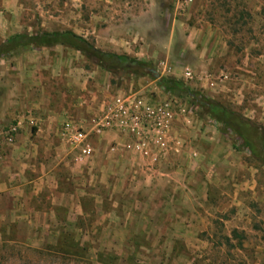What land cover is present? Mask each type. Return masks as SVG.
Returning a JSON list of instances; mask_svg holds the SVG:
<instances>
[{"label":"rangeland","instance_id":"rangeland-1","mask_svg":"<svg viewBox=\"0 0 264 264\" xmlns=\"http://www.w3.org/2000/svg\"><path fill=\"white\" fill-rule=\"evenodd\" d=\"M21 3L27 10L20 16ZM44 3L41 11L37 0H0V43L18 33L72 31L104 53L146 62L158 79L122 71L111 75L76 51L54 47L73 67L65 77L78 82L87 78L81 93L96 94L94 106L134 94L167 107L171 119L166 147L153 145L151 158L128 150L130 139L123 135L128 140L121 152L126 178L116 185L121 194L111 193L114 178L89 183L101 203L98 222L92 203L85 201L88 218L66 230L43 224L19 230L0 226V264H264V167L242 140L222 130L200 107V101L210 100L264 131V0ZM21 56L0 60L3 144L19 118H33L19 106ZM160 78L182 82L191 96L163 92L157 85ZM60 88L61 81H54L58 96ZM63 101L62 106L68 97ZM71 115L80 123L81 116ZM67 146L70 155L79 154ZM116 149L111 145L106 154ZM165 158L168 167L180 169L178 174L154 178ZM140 173L152 177L150 184L141 183ZM61 234L67 235V250L74 253L64 261L47 252Z\"/></svg>","mask_w":264,"mask_h":264},{"label":"crops","instance_id":"crops-1","mask_svg":"<svg viewBox=\"0 0 264 264\" xmlns=\"http://www.w3.org/2000/svg\"><path fill=\"white\" fill-rule=\"evenodd\" d=\"M45 4L44 0H37L36 10L42 11ZM24 10L26 6L19 4L20 16ZM19 67L24 82L19 91V106L26 113H32L37 124L30 128L24 122L12 146L0 141V226L15 225L19 230V227L43 224L66 230L71 225L83 224L88 218L85 201L92 203V215L96 217L95 223L98 222L101 203L89 183L95 181L98 185L103 178H114L115 181L109 182L111 193L121 194V185H116L120 178H126L121 167L125 162L122 156L126 159V155L121 152L128 140L121 134L106 132L92 138L96 154L91 162L79 154L70 155L72 150H65L68 146L59 134L62 123L76 113L81 116L83 127L90 129L93 113L105 102L100 107L94 106L96 94L86 97L81 93L86 90L87 78L86 82H78L65 77V71L73 67L54 48L30 51L19 57ZM54 81H61V96L54 92ZM65 96L68 102L62 106ZM114 144L117 145L115 154H106L107 147ZM162 162L154 171V178L166 177L171 171L178 174L180 169L168 167L166 158ZM139 176L141 183L150 184V175L140 173ZM148 192L152 198L153 192Z\"/></svg>","mask_w":264,"mask_h":264},{"label":"trees","instance_id":"trees-1","mask_svg":"<svg viewBox=\"0 0 264 264\" xmlns=\"http://www.w3.org/2000/svg\"><path fill=\"white\" fill-rule=\"evenodd\" d=\"M56 46H61L80 53L86 61L104 69L111 75L122 71L137 77L145 75L152 77V73L150 72L152 67L148 63L138 61L126 55L104 53L95 48L92 42L76 35L72 31H37L31 34H13L0 43V60L12 59L21 56L25 52L38 49H51ZM157 85L165 93L182 91L190 96L192 94L184 87L182 82L174 79L160 78L157 81ZM200 107L207 116H210L220 125L222 130L229 131L242 140L244 146L259 159L264 167V131L253 125L249 120L244 119L210 100L203 99L200 101ZM64 234H61L62 236L57 239L53 249L52 247L47 249L48 254L61 256L59 257L61 261H64L66 258L69 259L74 255L72 251L67 250L68 247L66 245L69 241L66 240L67 235ZM75 246L74 244V247Z\"/></svg>","mask_w":264,"mask_h":264},{"label":"built area","instance_id":"built-area-1","mask_svg":"<svg viewBox=\"0 0 264 264\" xmlns=\"http://www.w3.org/2000/svg\"><path fill=\"white\" fill-rule=\"evenodd\" d=\"M190 74H187V77ZM171 114L164 105H155L143 98L130 94L126 97H115L103 103L93 113L90 129L84 128L79 122L67 118L61 125L60 136L66 144L79 152L83 159L93 154L92 138L106 132L125 135L130 139L129 149L151 158V147L165 148V135L170 123ZM24 122L30 128L36 127L32 117L19 118V121L5 133L7 145L15 142L17 130H21Z\"/></svg>","mask_w":264,"mask_h":264},{"label":"water","instance_id":"water-1","mask_svg":"<svg viewBox=\"0 0 264 264\" xmlns=\"http://www.w3.org/2000/svg\"><path fill=\"white\" fill-rule=\"evenodd\" d=\"M150 72L154 75V77H155L156 79H158L159 75L156 73V71L151 70Z\"/></svg>","mask_w":264,"mask_h":264}]
</instances>
